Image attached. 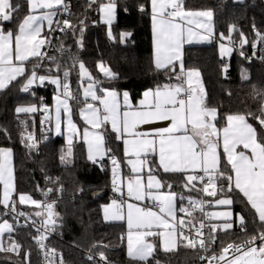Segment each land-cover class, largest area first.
I'll use <instances>...</instances> for the list:
<instances>
[{"label":"trees","instance_id":"obj_1","mask_svg":"<svg viewBox=\"0 0 264 264\" xmlns=\"http://www.w3.org/2000/svg\"><path fill=\"white\" fill-rule=\"evenodd\" d=\"M67 1L71 4L68 20L74 27L58 32L50 54L55 62L51 59L40 65L41 59H38L33 64L39 65L35 68L38 72L59 76L63 81L64 71H70L67 81L70 82L75 97L72 100L77 106L82 103L80 62L98 82V89L128 91L134 102L140 99L145 90L175 82L173 73L156 69L153 62L151 0H117L119 7L116 22L111 27L112 37L99 18L101 0L92 4L90 0ZM11 2L14 6L18 5V10L7 26L16 29L25 15V1ZM182 3L186 10L212 11L217 37L221 34L228 37L230 27L234 26L229 42L242 49L234 50L229 60L220 58L216 45L195 46L185 50V69H196L202 74L207 92L206 105L218 110L220 126H225L228 115L241 114L257 128L258 134L264 132L256 119L261 109H264V40L260 38L264 36V0H245L243 3L233 0H182ZM241 33L248 41L243 47L240 45ZM124 34L129 35L122 39ZM251 56L253 59H250ZM101 62L116 74V79L102 78L97 68ZM57 64L60 65L59 72L56 70ZM30 72L28 69L24 77L0 94V148H9L14 153L16 201L21 193L40 200L42 187L53 189L51 200L55 202L56 215L53 218L56 223L54 237L50 238L51 246L63 252L67 264H93L84 253L90 250L98 255L103 252L106 258L117 264H200L203 251L197 246H186V241H181L179 249L173 253L163 252L156 244L154 255L147 262H134L127 258L124 242H121L125 232L124 222L108 223L103 219L104 207L116 198L110 157L114 156L120 162L119 169L124 168L121 144L106 126V148L111 150L107 159L98 164L90 162L81 143H75L71 155H67L66 142L51 136L48 121L41 124L47 113L43 110L35 116H19L15 113L16 107L20 105L37 104L41 109H51L55 93L53 87L29 92L21 90ZM22 132L40 137V152L29 150L21 142ZM61 155H65L64 161H61ZM152 165L156 167L154 163ZM221 169L226 175L232 174L225 160L222 161ZM158 173L165 187L171 185L170 190L178 195L181 207L187 200L201 202L200 188H186L183 175ZM227 186L226 179L217 181V189L223 187L225 191H218L211 201L217 197L231 198L234 213L244 218V228L242 230L241 225L236 224L227 233L216 229L212 231V253L218 256L228 244H241L251 235L264 231V224L258 220L245 197L235 188L228 192ZM16 207L18 212L26 214L24 217L27 219L28 216L37 218L32 209L21 207L18 203ZM0 216V223L7 220L13 225V231L5 238L6 245L10 247L13 242L19 245L13 251H7L6 248L0 250V264H39L38 246L34 243L36 231L30 226L16 223L13 217H6L5 209L1 207ZM190 217L196 223L199 213L194 212Z\"/></svg>","mask_w":264,"mask_h":264},{"label":"snow or ice","instance_id":"obj_2","mask_svg":"<svg viewBox=\"0 0 264 264\" xmlns=\"http://www.w3.org/2000/svg\"><path fill=\"white\" fill-rule=\"evenodd\" d=\"M30 14L19 24L18 30L5 31V22L13 20V13L18 10V5L14 6L11 0H0V90L7 88L19 77H24L26 68L25 62L32 57L43 59L46 55L41 52V48L48 41L47 37H42L44 22L47 21L49 31L52 30L54 23L53 17L57 14L53 9L63 7L67 9L64 0H28ZM97 3V0H90V4ZM44 10V11H41ZM143 10V6H141ZM99 11L104 23L109 25V36L111 37L110 25L115 15V0H107L106 3L99 4ZM153 39L155 47V67L158 70L170 71L173 73L176 83L158 86L144 92L139 102V108L132 109L127 91L123 93V104L120 94L111 89H98V82L95 81L85 65L80 62L81 80L87 78L89 81L87 88L83 92L85 107L81 110V117L88 127L82 133L84 142L88 146V159L93 163L103 160L111 150L105 147L106 126H111V131L116 133L117 140H122L124 144V155L131 173L127 182L122 177L118 179L120 162L113 156L110 157L113 165V189L120 194V199H113L111 203L104 207L106 220H125L127 222L128 233V256L132 260L147 262L148 258L155 250V245L148 241V237L162 238V245L165 251H170L171 246L175 245L177 239L187 241L188 247L195 248L197 241L191 235L193 221H185L183 217L177 218L175 194L169 191L163 193L161 189L165 186L154 175L155 169L152 167L154 161H150V156L158 155V168L164 173H185V187L191 186L195 189L197 182L203 186L199 190L210 197L217 196L218 191L224 192L225 189H217V181L226 179L228 182L227 191L232 192L233 188L238 189L247 199L252 209L255 210L258 220L264 224V132L258 134L257 128L253 127L245 115L234 114L226 117V124L223 128H217L218 117L215 108H209L204 103L203 88L199 84V71L187 70L183 67L181 49L185 43H192L197 34L191 27L193 23L190 19L193 15L206 17L205 22L197 23V27L203 28L208 35H200L199 40H207L212 35L211 20L213 13L209 11L199 13H189L182 10L181 0H151ZM182 21L184 23H182ZM60 31L65 28L74 27L67 19L55 22ZM81 24L83 22L81 21ZM234 26L229 29L231 32ZM129 34H124L123 38ZM258 35H260L258 33ZM221 38L224 39L223 34ZM264 40V36L260 37ZM248 43L247 38L241 33V47ZM255 47V44L253 45ZM222 53L231 51L225 49L221 44ZM62 50V49H61ZM243 54V53H241ZM55 62V58H50ZM180 62L179 72L176 71L177 62ZM34 65L30 76L26 77L21 90L29 92L30 88L38 80L42 85L47 79L55 84L57 89H62L57 96V106L55 109V129L57 133L61 131V110L67 116V128L69 132L67 155H71L73 138L80 134V130L71 118V108L69 101L74 99L70 83L67 77L70 71L65 70L63 75L65 82H61L59 76L56 78L46 77L37 74ZM75 66V63L74 65ZM100 72L107 79H116V74L106 67L103 62L97 65ZM57 72L60 65L56 66ZM226 70V69H225ZM51 71V69H49ZM194 78H197L194 82ZM171 79V77H170ZM101 94L97 95V91ZM92 101L98 103H90ZM36 106L18 107L17 113H34L38 111ZM45 113L49 112L47 107L42 109ZM261 128H264V109H261L260 116L256 117ZM49 120L48 116L41 121L43 125ZM156 122H167V126L153 128L150 131H141L140 126L154 124ZM27 129L25 128V132ZM21 142L29 150L37 149L38 142L33 133L22 132ZM223 149L227 164L231 166L232 174H225L220 168L221 154L218 149ZM11 149L0 148V184L3 185V195L0 197V206L7 210L5 214L14 213L17 216H25L24 212L17 211V201L13 199L14 179L11 166ZM61 161L65 160V155H61ZM147 167V182L143 179L144 169ZM191 171L192 174H188ZM202 173V175L200 174ZM127 189V197L139 203L126 202L124 188ZM169 189L171 185L167 186ZM53 189H48L51 192ZM151 202L153 207L147 206ZM19 204L31 203L38 209L46 210L47 219L44 224L53 218L55 202L41 204L32 199L30 195L19 194ZM232 199L224 198L216 200L218 205H231ZM143 204V206H141ZM191 206H197L203 211V204L200 201L190 200ZM126 207V211H125ZM156 208L158 210H153ZM179 211L188 213V209L181 208ZM35 216L43 215L42 211H36ZM208 216L223 217L230 221L232 213H209ZM28 219H31L28 216ZM243 230L244 218H239ZM188 227L189 234L185 235L184 228ZM205 228L203 221L199 222L196 233L200 236L199 246L205 251L208 245L214 242V238L205 241L202 230ZM216 226L212 225L211 230L215 231ZM232 228L231 222L222 225L223 230ZM159 229V230H154ZM5 231L12 232L13 225L4 220L0 223V235ZM39 231V229H37ZM37 243L42 249V241L45 236H40ZM259 241V244H257ZM19 245L13 244L6 249L13 251ZM0 250H5L0 248ZM238 253L233 259L227 260L229 251ZM51 254L55 256V250H46L45 256ZM101 260H106L103 252L99 253ZM93 260L92 256L88 257ZM203 259V257H202ZM211 259L224 261V264H264V231L251 235L241 244L230 243L222 249L219 257L213 256ZM60 264H63L62 258Z\"/></svg>","mask_w":264,"mask_h":264},{"label":"crops","instance_id":"obj_3","mask_svg":"<svg viewBox=\"0 0 264 264\" xmlns=\"http://www.w3.org/2000/svg\"><path fill=\"white\" fill-rule=\"evenodd\" d=\"M25 1V5L23 7V10L25 12V15L24 17L22 18L21 22L30 14L29 12V3H28V0H24ZM102 3L104 2H107V0H101ZM235 3H243L245 0H233ZM64 3H65V0H64ZM115 3H116V11H115V15H114V18L112 20V23L110 25V29L111 27L114 25V23L116 22V19H117V13H118V3H117V0H115ZM181 3H182V0H181ZM61 8V7H60ZM58 9H53L52 11H57ZM182 10L185 11V12H189V13H199V12H204V11H190V10H186L183 6V3H182ZM41 11H44V10H41ZM205 11H209V10H205ZM212 12V11H211ZM150 13H151V22H152V11H151V1H150ZM213 13V12H212ZM14 15V13H13ZM56 16V15H55ZM55 16L53 17V19H55ZM100 18V21L102 24L106 25V27L108 28V31H109V25H107L106 23H104L103 19H102V15L100 14L99 16ZM190 19L193 20V23L190 24V25H187V27H191L193 32L197 34V37L193 39V42L192 43H185L181 49V58H182V62H183V67L185 69V66H184V54H185V50L189 47H195V46H212V45H216L217 46V49H218V52H219V56L221 59H224V60H229L233 55H234V49L232 48V43L229 42V39L227 37H224V39L221 38V36H216V30H215V24H214V13H213V16H212V20H211V25H212V35L209 36V38L207 40H199V36L200 35H208L203 28H199L197 27V23H200V22H205L207 20L206 17H198V16H195L193 15L192 17H190ZM11 22V21H10ZM10 22H5L3 27L5 29V31L7 30H12L14 33L18 30V27L16 29L10 27V26H7L8 23ZM20 22V23H21ZM182 23H184L182 21ZM19 26V25H18ZM53 26V25H52ZM48 32H49V29H48V25H47V21L44 22V29H43V32H42V37H47L48 35ZM112 34V32H111ZM232 35H233V31L231 32V39H232ZM229 36V35H228ZM112 37V36H111ZM47 43V42H46ZM152 44H153V62H154V65H155V47H154V39H153V26H152ZM221 44L224 45V48L225 49H231V51H224L222 53V51L220 50L221 48ZM241 45V44H240ZM246 45V44H244ZM45 47H46V44L41 48V52L44 53V50H45ZM40 58H37V57H32L30 58L27 62H25V68H26V72L25 74L27 73L28 69H30L31 71L33 70V66H34V62L36 60H38ZM32 64V65H31ZM179 65H180V62L178 61L177 62V66H176V71L177 73L179 72ZM106 66V65H105ZM86 67V66H85ZM108 67V66H106ZM98 68V67H97ZM109 68V67H108ZM86 69L88 70V68L86 67ZM191 70H196V69H191ZM89 71V70H88ZM98 71L100 73V75L102 76L103 79H107L102 72H100L99 68H98ZM112 71V70H111ZM185 71H187L185 69ZM199 71V70H198ZM38 76L39 75H44L46 77H51V78H56L57 76H52V75H49V74H45V73H40L36 70ZM90 72V71H89ZM113 72V71H112ZM91 73V72H90ZM31 74V72H30ZM29 74V76H30ZM199 84L200 86H202L203 88V98H204V103L206 105V100H207V92H206V88H205V84H204V80H203V77H202V74L201 72L199 71ZM92 78L94 79L93 75L91 74ZM20 78L22 77H19L17 80H19ZM60 78V77H59ZM79 79L81 81V86H80V95H81V105L77 106L76 102L74 100H70L69 101V105H70V108H71V118H72V121L73 123L76 124L77 128L80 130V134H78L76 137L73 138V145L75 143H81L84 147V150H85V156L88 159V146L87 144L84 142L83 140V137H82V133H83V130L85 127H88V125H86L85 121L82 119L80 113H81V110L85 107L84 105V97H83V92L84 90L87 88L88 86V83L89 81L87 80V78L83 79V81L81 80V76H80V70H79ZM197 78H194V82ZM16 80V81H17ZM61 82H65L63 81L61 78H60ZM109 80V79H107ZM14 81V82H16ZM12 82V83H14ZM11 83V84H12ZM70 83V82H69ZM176 83V80L175 82H172L171 84H174ZM10 84V85H11ZM9 85V86H10ZM8 86V87H9ZM47 86H50V87H53L54 90H55V93L53 95V98H52V106H51V109L50 111L45 115V116H48L49 117V120H48V123H49V127H50V133H51V136L54 137V138H62L66 144H67V141H68V136H69V132H68V128H67V116L66 114L63 112V109L61 110V131L60 133H57L56 132V129H55V116H56V113H55V109H56V106H57V96L59 95L60 91H62V89H57V86L55 84H52L50 83L47 79L45 80V82L41 85L40 82L37 80L34 85L30 88L29 91H32L34 89H38V88H42V87H47ZM7 87V88H8ZM6 89V88H5ZM4 89V90H5ZM4 90H0V94L1 92H3ZM150 90V89H148ZM148 90H145L144 92L148 91ZM117 93L120 94V100H121V103L123 104V93L125 91H121V92H118L116 91ZM128 92V91H127ZM144 92L142 93L140 99L137 101V102H134L132 97H131V94L128 92L129 94V101H130V104L132 106V109L133 110H136L137 108H139V102L144 99ZM97 95H100V93L97 91ZM90 103H98V102H95V101H92L91 98L89 97V101ZM28 106H36L38 109V111L34 112V113H17L16 112V109L18 107H28ZM207 106V105H206ZM208 107V106H207ZM209 108H212V107H209ZM15 109V113L19 116H24V115H27V116H35L37 115L39 112L42 111L41 107L37 104H30V105H20V106H17ZM217 110V109H216ZM217 113H218V110H217ZM45 118V117H44ZM218 120H219V113H218V117H217V121H216V126L217 128H223L224 126H220L219 123H218ZM249 122V121H248ZM250 123V122H249ZM251 124V123H250ZM167 126V122H156L154 124H149V125H142L140 126V129L141 131H150L151 129L153 128H158V127H165ZM109 129L111 130V126L108 125ZM254 127V126H253ZM114 133V132H113ZM115 137H116V133H114ZM117 140V138H116ZM120 144H121V150H122V158H123V169H118V172H119V176H118V179L120 177H122L125 181V184L127 182V178L132 175L131 173V167L130 165H128L127 163V160L125 158V155H124V144L122 142V140H117ZM67 147H68V144H67ZM105 147H106V141H105ZM9 149V148H7ZM73 150V149H72ZM12 151V150H11ZM218 151L220 152L221 154V164H220V168L222 166V161H226V157H224L223 155V149H222V144H221V147L218 149ZM108 158V154L105 155L104 159L102 161H104L105 159ZM150 161H155V165L156 167H154L152 165V167L155 169V172H154V175L156 176L157 179H159L163 184V180L162 178L159 176V173L158 172H161V173H164L162 169L158 168V155L157 156H150L149 157ZM98 163H101L102 161L99 160V158H97ZM90 162H92L91 160H89ZM227 162V161H226ZM93 163V162H92ZM11 166H12V170H13V179H14V188H15V191L13 193V199H14V195H15V192H16V175H15V162H14V153L12 151V156H11ZM230 166V165H229ZM231 168V166H230ZM164 174H179V175H183V177L185 178V182H186V174L185 173H164ZM188 174H192L191 171H189ZM202 175V173H200ZM143 179L145 181V183L147 182V167L144 169V172H143ZM191 187V186H189ZM202 187V184L197 182V186L196 188H201ZM238 192L239 190L236 189ZM161 191L165 194H167L169 191H171L169 188H166L165 186L161 189ZM124 192H125V195L123 197V199L126 201V202H129V203H139V202H136L135 200H131L127 197V189L126 187L124 188ZM172 193H174L173 191H171ZM240 193V192H239ZM175 194V205H176V209H177V212H176V215H177V218H181L182 217V213L181 211H179L182 207L180 206V203H179V200L180 198L178 197V195L176 193ZM242 194V193H240ZM3 195V185L0 184V197H2ZM28 195V194H26ZM119 196L120 197V194L117 192L116 194V197ZM243 196V195H242ZM32 197V196H31ZM224 198H229V197H220V198H215L213 201H212V210H211V213H223L225 211H230L232 213V216H231V219L230 221H227L225 218L223 217H212V223L213 225L216 226V230L220 231L221 233H227V232H230L232 231L236 224H240V216H236V214L234 213V210H233V202L231 205H218L216 204V200L218 199H224ZM32 199L36 200L35 198L32 197ZM116 199V198H115ZM231 199V198H230ZM246 199V198H245ZM36 201H39V200H36ZM247 201V199H246ZM248 202V201H247ZM17 203L19 206L21 207H25V208H29V209H32V211L36 212L38 211V208H36L34 205H32L30 202L29 203H25L23 205L19 204L18 200H17ZM144 203H147V206L149 207H153L152 203L151 202H144ZM249 204V203H248ZM109 205V204H107ZM106 205V206H107ZM250 205V204H249ZM141 206H143V204H141ZM1 208H3L2 206H0ZM251 207V205H250ZM252 208V207H251ZM4 209V208H3ZM153 210H158L156 208H153ZM254 210V209H253ZM125 211H126V207H125ZM255 212V210H254ZM256 213V212H255ZM257 215V213H256ZM258 217V216H257ZM103 219L105 222H124L125 224V232L122 234V237H125V241H124V246H125V250H126V256L129 260L131 261H134V262H144V261H137V260H132L129 256H128V241H127V233H128V227H127V222H126V219L125 220H106L105 219V215H104V209H103ZM225 222H231L232 223V228L228 229V230H223L222 229V225L225 223ZM10 223V222H8ZM11 224V223H10ZM154 230H159V229H154ZM216 231V232H217ZM10 232H7L5 231L2 235H0V248L3 249V246H4V241H5V238L7 235H9ZM121 237V238H122ZM149 242L153 243L156 247V244H158L161 248V250L165 253H173V252H176L179 247H180V244H181V240L177 239L175 245L171 246V250L170 251H165L164 248H163V245H162V238L160 237H148L147 238ZM155 252V250H154ZM154 252L152 253V255L148 258V260H150L153 255H154ZM147 260V261H148Z\"/></svg>","mask_w":264,"mask_h":264},{"label":"built area","instance_id":"obj_4","mask_svg":"<svg viewBox=\"0 0 264 264\" xmlns=\"http://www.w3.org/2000/svg\"><path fill=\"white\" fill-rule=\"evenodd\" d=\"M64 4H66L68 6L66 10L63 7H61L59 10L56 11L57 14H56L55 19H54L52 30L48 32L49 35H48L47 38H48L49 42L46 43V47H45V50H44V53L46 55L44 56L43 59H41L40 65H42L43 62H45L46 60H51L50 59L51 58L50 54L53 51L54 40H55L58 32H60V30H59V28H57V25H56L55 22L56 21L61 22L60 26L63 27L62 21L65 20V19L68 20L69 13H70V10H71V4L67 0H65ZM231 45H232V48L234 50L242 51V49L239 46H237L236 44L232 43ZM250 59H253V56H251ZM221 68H223V66ZM35 138H36V141L38 142V150L37 149H32V150L34 152H40L41 149H42V141L40 140V137L37 136V135H35ZM111 167H113V165H111ZM48 189L49 188H47L45 186L42 187V196H41V199L39 200V202H41V204H46L48 202H53L51 200V192H48L47 191ZM120 198L121 197H119V196L116 197L117 200H119ZM212 198L213 197H210L206 193H203L201 191V202L203 204V211L200 210L199 206H197L194 209L191 206V204H190V200H187L185 202V204L183 205V207H182V208L188 209V212H191V213L198 212L199 213L198 221L196 223H193L191 235L197 241L196 246L199 247L203 251V255H202L203 259L201 257L200 264H221L222 262H224V261H222L220 263L217 260L211 259L213 256L219 257L217 254L212 253V247H213L214 242L209 244L208 245V250L205 251L204 249H202L199 246V240H200L201 237L198 236L197 233H196V228L199 227V222L203 221L205 223V228L202 230L203 238L205 239V241H208L209 239L213 238L212 237V230H211L212 219L208 216V214L211 213V210H212V204H211L212 203V201H211ZM38 211H42L43 215L40 216V217H37L36 219H31V220L27 219L24 216H17V215H15L13 213H10V212H8V214H5V216L6 217L15 218L16 219V223H18L20 225H27V226L32 227L37 233L36 238H38L40 236H45L46 237V239H44L42 241V243L45 246L44 249H42L40 247V245L37 243L38 252H39V256H40V263L39 264H60L61 258H62L63 264H67L63 252L58 250V249H56V248H54L50 244V238L54 237V225L52 224V222L50 220L48 221L47 224H44V221L47 219L46 210L38 209ZM6 212H7V210L5 209V213ZM181 213H182V217L185 219V221L191 220V217L188 215V213H186V212H181ZM1 219H2V216H0V220ZM37 229H39V231H37ZM184 233H185V235L189 234V229H188L187 226L184 228ZM125 239H126L125 237H122L121 238V242H124ZM36 241H37V239H36ZM257 244H259V241H257ZM237 245H239V244H237ZM52 249L55 250V256H52L51 254H49L48 257L46 258L45 251L46 250H52ZM84 253H85V256H86L87 259H88L89 256L93 257V260H90V261L93 262V264H117L115 262L110 261L108 258H106V260H101L100 255L94 254L92 252V250L85 251ZM234 255H238V253H233L230 250L229 253L226 256V259L230 260V259L233 258Z\"/></svg>","mask_w":264,"mask_h":264},{"label":"rangeland","instance_id":"obj_5","mask_svg":"<svg viewBox=\"0 0 264 264\" xmlns=\"http://www.w3.org/2000/svg\"><path fill=\"white\" fill-rule=\"evenodd\" d=\"M104 3H106V2H104ZM100 14H101V13H100ZM220 50L222 51V49H221V48H220ZM112 176H113V174H112ZM113 190H114V189H113ZM114 193H115V194H117V192H116V191H114ZM110 203H111V202H110ZM110 203H109V204H110ZM46 216H47V215H46ZM110 220H111V219H110ZM5 241H6V240H5ZM5 241H4V246H3V249H4V248H6V249H7V248L9 247L8 245H6ZM232 259H233V258H232ZM230 260H231V259H230ZM219 262L221 263L222 261H219ZM221 264H224V262H222Z\"/></svg>","mask_w":264,"mask_h":264},{"label":"water","instance_id":"obj_6","mask_svg":"<svg viewBox=\"0 0 264 264\" xmlns=\"http://www.w3.org/2000/svg\"><path fill=\"white\" fill-rule=\"evenodd\" d=\"M34 243L37 244V241L35 240Z\"/></svg>","mask_w":264,"mask_h":264}]
</instances>
